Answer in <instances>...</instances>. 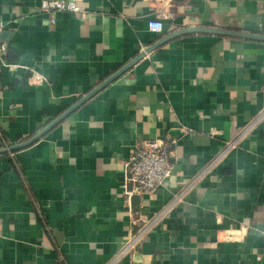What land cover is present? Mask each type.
<instances>
[{"label": "crops", "instance_id": "1", "mask_svg": "<svg viewBox=\"0 0 264 264\" xmlns=\"http://www.w3.org/2000/svg\"><path fill=\"white\" fill-rule=\"evenodd\" d=\"M41 1L0 0V149L171 33L264 36V0H83L76 14ZM154 140L173 142L171 177L126 198L128 155ZM0 264H264V41L176 35L0 154Z\"/></svg>", "mask_w": 264, "mask_h": 264}, {"label": "built area", "instance_id": "2", "mask_svg": "<svg viewBox=\"0 0 264 264\" xmlns=\"http://www.w3.org/2000/svg\"><path fill=\"white\" fill-rule=\"evenodd\" d=\"M83 0H42L39 10L42 13H53L67 11L80 13V3ZM54 20L51 19V22ZM163 20L161 18L151 19L147 22L149 31L161 33L163 30ZM5 50V45L0 42V58ZM5 67L13 68V65L4 63ZM33 82H41L39 77H33ZM244 133H240L237 138L229 143L233 146ZM173 142L164 140H154L145 143L141 150H133L129 153L125 163L126 178L122 183L123 195L129 198L132 195L139 197L152 195L161 189L171 177L173 170ZM204 172H207L205 170ZM203 172V173H204ZM199 177V176H198ZM149 231V225H144L135 233L130 235L120 251L115 255L114 261L129 254L139 244Z\"/></svg>", "mask_w": 264, "mask_h": 264}, {"label": "water", "instance_id": "3", "mask_svg": "<svg viewBox=\"0 0 264 264\" xmlns=\"http://www.w3.org/2000/svg\"><path fill=\"white\" fill-rule=\"evenodd\" d=\"M188 31H195V32H207V33H214L224 36H233V37H240V38H248V39H254V40H261L264 41V36L256 35V34H250V33H242V32H235V31H228V30H222V29H215V28H205V27H195L191 29H185L183 31H178L175 33H171L164 38L160 39L153 45L147 47L144 49V51L140 52L137 56H135L133 59H131L128 63H126L123 67L118 69L115 73H113L111 76H109L107 79H105L103 82H101L99 85L94 87L91 91H89L86 95L81 97L78 101H76L73 105H71L66 111H64L61 115H59L57 118H55L52 122H50L48 125H46L43 129H41L38 133H36L33 137L28 139L27 141L12 145L8 148L0 149V154L8 153L11 151H16L19 149H22L34 141H36L39 137H41L45 132H47L51 127H53L55 124H57L59 121L66 118L72 111L77 109L81 104H83L86 100H88L90 97H92L95 93H97L99 90H101L104 86H106L108 83L116 79L118 76L123 74L125 71H127L133 64H135L138 60L143 58L146 54L150 53L155 47L166 41L167 39L173 38L176 35H179L184 32ZM132 200L137 201L138 197L133 196Z\"/></svg>", "mask_w": 264, "mask_h": 264}]
</instances>
